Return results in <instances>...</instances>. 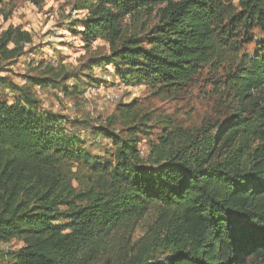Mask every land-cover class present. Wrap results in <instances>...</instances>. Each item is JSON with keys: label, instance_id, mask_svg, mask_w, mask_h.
I'll list each match as a JSON object with an SVG mask.
<instances>
[{"label": "trees", "instance_id": "16d2710c", "mask_svg": "<svg viewBox=\"0 0 264 264\" xmlns=\"http://www.w3.org/2000/svg\"><path fill=\"white\" fill-rule=\"evenodd\" d=\"M85 2L82 39L110 41L108 62L122 84L180 89L202 70H223L232 117L153 167L139 166L123 145L119 160L126 155V163L113 180L100 178L98 187L89 180L78 190L70 167L92 164L93 156L63 127L65 119L33 108L23 90V99L0 101V244L24 243L8 264H96L106 241L122 230L132 234L151 213L152 238L171 255L150 261L132 249L121 252V264H264V42L253 56L244 53L254 32H264V0ZM156 10L150 35L115 48L127 18ZM29 43L28 32L9 27L0 58L18 57ZM6 84L0 79V88Z\"/></svg>", "mask_w": 264, "mask_h": 264}, {"label": "rangeland", "instance_id": "374dc122", "mask_svg": "<svg viewBox=\"0 0 264 264\" xmlns=\"http://www.w3.org/2000/svg\"><path fill=\"white\" fill-rule=\"evenodd\" d=\"M231 1L237 6L240 0ZM85 5V0H5L0 5V39L9 27L21 28L31 36V43L24 45L18 57L0 58V79L10 85L0 88V101L23 99V90L29 99L26 103L33 108L65 119L63 127L78 136L80 145L93 156L92 164L70 167L72 184L78 190L89 180L95 187L100 178L113 180L116 166L126 163V155L119 160L123 145L127 149L122 152L130 151L138 157L139 166L153 167L187 138L204 130L217 132L232 117L234 102L221 83L227 74L223 70H202L180 89L122 84L117 69L108 62L113 51L110 41L101 38L87 45L82 39L89 17ZM157 23V10L127 18L115 48L130 37L150 35ZM254 37L255 44L244 48L248 56H253L258 44L264 42V32L257 30ZM13 48V44L8 45V49ZM33 79L54 84L38 86ZM15 87L19 91H13ZM96 166L109 168L101 173ZM151 215L132 234L122 230L106 241L107 252L96 264L107 260L121 264V252L132 249L146 253L150 261L168 258L170 248L152 238L155 216ZM23 246L16 240L0 244L1 264H8V254Z\"/></svg>", "mask_w": 264, "mask_h": 264}]
</instances>
